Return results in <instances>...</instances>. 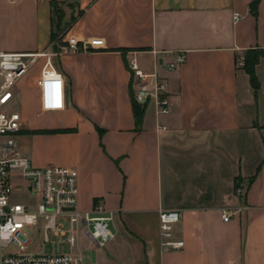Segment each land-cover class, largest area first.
Segmentation results:
<instances>
[{
    "label": "crops",
    "instance_id": "1",
    "mask_svg": "<svg viewBox=\"0 0 264 264\" xmlns=\"http://www.w3.org/2000/svg\"><path fill=\"white\" fill-rule=\"evenodd\" d=\"M51 1L64 13L60 44L50 43ZM253 1L0 0V52L49 53L64 78L65 109L41 112L35 76L32 109L52 123L33 131L73 129L30 135L36 161L21 153L38 167L74 169L77 212L112 216L104 246L79 229L82 264H264V57L256 93L237 65L247 50H264V0L255 16ZM70 38L103 47L73 53ZM178 54L184 63L169 69ZM131 56L168 88V113L146 102L138 130ZM161 210L179 213L181 250L160 247ZM52 238L49 253H27L69 251Z\"/></svg>",
    "mask_w": 264,
    "mask_h": 264
},
{
    "label": "built area",
    "instance_id": "2",
    "mask_svg": "<svg viewBox=\"0 0 264 264\" xmlns=\"http://www.w3.org/2000/svg\"><path fill=\"white\" fill-rule=\"evenodd\" d=\"M13 4L16 0H6ZM233 22L239 21L238 14ZM73 53H88L103 47V40L92 38L77 42L67 41ZM43 59L39 77L35 82L41 112H59L66 107V92L63 75L53 63L51 54H20L0 52V264H82L77 252L79 229L87 232L97 246H104L114 237L108 225L112 216L90 218L77 212V174L65 166H35L24 156L17 143V136L24 131L25 124L19 112L12 110L16 102L15 89L29 69ZM185 61L178 54L169 69H175ZM127 69L133 80V100L144 105L153 100L159 115L169 111L167 84L156 73H144L134 56L126 59ZM237 65L243 67V59ZM17 192L28 196L35 203L16 202ZM223 222L230 219L226 212L221 214ZM180 221L176 211L161 210L158 213L160 247L167 251L181 250L184 242L175 237V227ZM65 223V225L63 224ZM40 227L42 244L50 243L52 237L64 238L69 251L55 255L27 253L32 228ZM14 245L15 252L8 251Z\"/></svg>",
    "mask_w": 264,
    "mask_h": 264
},
{
    "label": "rangeland",
    "instance_id": "3",
    "mask_svg": "<svg viewBox=\"0 0 264 264\" xmlns=\"http://www.w3.org/2000/svg\"><path fill=\"white\" fill-rule=\"evenodd\" d=\"M56 21V18H55ZM59 36L61 31L55 35ZM43 60L37 61L28 71V73L18 82L15 94H16V102L14 106L11 108L14 111H17L21 114L23 122L25 124V130L21 132L17 138L16 143L20 150L26 154L32 161L37 160V156L39 158L40 153L34 149L33 143L31 141L30 132L33 131L34 128L45 125V123L51 124L52 121L50 119H46L44 116L37 117L32 109V96L34 95L33 92V82L35 76L39 73L41 69V64ZM29 132V133H28ZM46 146V145H45ZM14 201L27 203V204H34L35 201L28 196L21 195V193L17 192L13 196ZM31 243L29 246V251L34 249L42 250L44 253H49L54 249V244H42V237L40 232V227L32 228L30 232ZM51 240L53 239L51 235H49ZM17 248L14 245H10L8 247V251L15 252Z\"/></svg>",
    "mask_w": 264,
    "mask_h": 264
},
{
    "label": "trees",
    "instance_id": "4",
    "mask_svg": "<svg viewBox=\"0 0 264 264\" xmlns=\"http://www.w3.org/2000/svg\"><path fill=\"white\" fill-rule=\"evenodd\" d=\"M257 3L258 0H254L251 5V11L253 12V15H256V8H257ZM76 4V2L73 3H69V5H74ZM60 4L56 1H51L50 2V10H51V17H50V43H62V33L57 36V34L55 35V32L57 33L62 31L61 29V25H62V19L64 16L63 10L60 8ZM81 14V13H80ZM79 14V15H80ZM56 18V21H55ZM76 18H72L71 22H74ZM261 57H264V50H247L244 53V57H243V61H244V65H243V69L244 71L247 73V75L249 76V80H250V85L254 91V93H256L259 89V83L258 80L255 76V72H254V68L257 65L259 59ZM132 102V113H133V118H134V122H135V129L138 130V128L141 125V121H142V116H143V109H142V105L137 104L133 98L131 99ZM69 132H73V129H60V130H36V131H31V134H58V133H69ZM102 131L99 130V133H101ZM29 133V132H28ZM258 171V169H257ZM255 177V176H254ZM254 177H252L249 182L251 183L254 180ZM237 180V178L235 179V181ZM235 189L236 185H235Z\"/></svg>",
    "mask_w": 264,
    "mask_h": 264
},
{
    "label": "water",
    "instance_id": "5",
    "mask_svg": "<svg viewBox=\"0 0 264 264\" xmlns=\"http://www.w3.org/2000/svg\"><path fill=\"white\" fill-rule=\"evenodd\" d=\"M72 2H77V0H72Z\"/></svg>",
    "mask_w": 264,
    "mask_h": 264
}]
</instances>
